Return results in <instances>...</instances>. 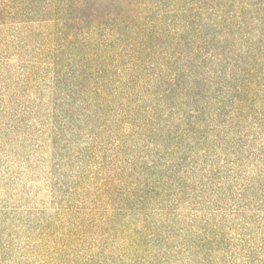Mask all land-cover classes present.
Wrapping results in <instances>:
<instances>
[{"label":"trees","instance_id":"16d2710c","mask_svg":"<svg viewBox=\"0 0 264 264\" xmlns=\"http://www.w3.org/2000/svg\"><path fill=\"white\" fill-rule=\"evenodd\" d=\"M12 71L48 169L0 264H264V0H0Z\"/></svg>","mask_w":264,"mask_h":264},{"label":"rangeland","instance_id":"374dc122","mask_svg":"<svg viewBox=\"0 0 264 264\" xmlns=\"http://www.w3.org/2000/svg\"><path fill=\"white\" fill-rule=\"evenodd\" d=\"M4 79L0 75V233L20 245V209H36L44 201L48 164L25 165L20 157V85L15 74L7 87Z\"/></svg>","mask_w":264,"mask_h":264}]
</instances>
